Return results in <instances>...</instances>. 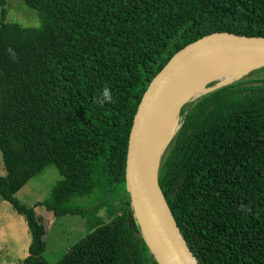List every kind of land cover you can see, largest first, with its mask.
<instances>
[{
  "label": "trees",
  "instance_id": "1",
  "mask_svg": "<svg viewBox=\"0 0 264 264\" xmlns=\"http://www.w3.org/2000/svg\"><path fill=\"white\" fill-rule=\"evenodd\" d=\"M24 1L41 28L7 21L4 8L0 20V196L31 232L24 264H50L44 225L16 197L49 165L62 179L41 204L56 216L81 213L76 196L126 193L120 214L55 264H159L126 189L134 116L191 43L264 37V0ZM180 117L158 178L189 247L201 264H264V65L185 103Z\"/></svg>",
  "mask_w": 264,
  "mask_h": 264
},
{
  "label": "water",
  "instance_id": "2",
  "mask_svg": "<svg viewBox=\"0 0 264 264\" xmlns=\"http://www.w3.org/2000/svg\"><path fill=\"white\" fill-rule=\"evenodd\" d=\"M238 58L255 60L254 67L264 65V37L215 33L191 43L173 56L151 82L134 116L126 158V189L143 235L159 264L201 263L180 230L159 183L160 159L168 143L160 154L154 152L158 122L169 101L200 68L216 60ZM231 81L219 82L204 93Z\"/></svg>",
  "mask_w": 264,
  "mask_h": 264
},
{
  "label": "rangeland",
  "instance_id": "3",
  "mask_svg": "<svg viewBox=\"0 0 264 264\" xmlns=\"http://www.w3.org/2000/svg\"><path fill=\"white\" fill-rule=\"evenodd\" d=\"M3 8L9 22L25 27H42L40 12L29 7L24 0H6L3 6L0 4V20ZM0 175H6L1 151ZM61 179L58 168L49 165L16 193V197L23 204L34 208L37 219L45 227L46 249L43 256L50 264L57 263L71 247L95 229L98 223H108L118 216L121 199L126 198L125 191L119 188L107 193L95 190L90 195L71 199L70 203L80 207L81 213L56 216L41 202L51 196L55 185ZM31 241V232L24 216L17 213L12 204L0 196V264H24Z\"/></svg>",
  "mask_w": 264,
  "mask_h": 264
},
{
  "label": "bare ground",
  "instance_id": "4",
  "mask_svg": "<svg viewBox=\"0 0 264 264\" xmlns=\"http://www.w3.org/2000/svg\"><path fill=\"white\" fill-rule=\"evenodd\" d=\"M256 64L257 62L251 58H238L224 62L216 60L200 68L165 108L156 129L153 143L154 152L160 154L179 128L180 109L184 102L206 92L212 82L225 83L234 80L247 73Z\"/></svg>",
  "mask_w": 264,
  "mask_h": 264
},
{
  "label": "clouds",
  "instance_id": "5",
  "mask_svg": "<svg viewBox=\"0 0 264 264\" xmlns=\"http://www.w3.org/2000/svg\"><path fill=\"white\" fill-rule=\"evenodd\" d=\"M103 95H104V99L105 100H110L111 99V95H110V93H109V91L107 89H105Z\"/></svg>",
  "mask_w": 264,
  "mask_h": 264
}]
</instances>
